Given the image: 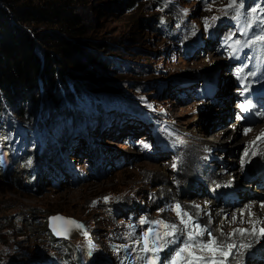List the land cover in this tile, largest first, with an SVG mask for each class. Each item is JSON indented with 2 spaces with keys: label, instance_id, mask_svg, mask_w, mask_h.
Listing matches in <instances>:
<instances>
[{
  "label": "rangeland",
  "instance_id": "1",
  "mask_svg": "<svg viewBox=\"0 0 264 264\" xmlns=\"http://www.w3.org/2000/svg\"><path fill=\"white\" fill-rule=\"evenodd\" d=\"M240 4L241 0H91L77 10L87 34L110 46L97 50L113 62L106 80L118 83L115 91L121 101L112 103L109 99L98 108L82 106L78 116L70 119L69 141L64 138L69 124L65 122L59 128L58 118L43 120L42 124L33 119L31 128L30 123L9 110L0 115V127L4 128L0 132V264H56L63 250L60 243L51 240L47 227V217L56 213L73 218L82 226L80 234L68 241L75 243L74 250L80 253L82 264H138L146 234L149 248L164 245L160 251L163 262L158 259L155 264H167V257L179 247L175 240L184 236L185 230L196 234L206 231L201 223L189 222L185 227L180 220L170 221L169 216L176 210L169 209L171 200L162 188L174 185L179 191L184 186L177 175L183 163L194 168L195 140L210 144L215 132L221 133L220 139L235 133L234 103L213 105L198 99L196 90L202 77L210 76L220 82L217 96L222 100L230 96L226 84L232 78L223 72V58L212 50L214 45L207 33L217 28L221 18L237 12ZM188 46L194 47L189 57ZM185 83L189 85L183 86ZM233 91L237 89L233 87ZM124 102L150 115L154 121L149 124L157 125L164 136L175 138L178 145L184 143L176 158L157 156L160 160H151L124 143L120 131L114 130L116 122L104 124L109 121L103 119L104 115ZM229 125L232 128L222 133ZM124 126L118 124L125 129ZM241 126H262L258 131L264 132V118L256 125ZM2 133L8 136H1ZM138 134L141 139L147 138V127L140 128ZM236 141L250 144L252 140L238 134ZM95 147L111 156L100 158L107 165L102 170L93 159V153L97 156ZM228 151L223 156L222 151H216L212 160H218L219 165L234 163L226 161L237 159L232 148ZM66 153L69 154L65 156ZM114 157L119 159L112 161ZM260 158L253 163L260 162ZM122 162L125 165L118 168ZM246 163L240 165L243 170L251 167ZM52 168L63 173L56 176V169ZM156 170L161 171L154 173ZM71 172L79 176L80 183H73ZM35 177L38 178L32 183ZM246 184L242 187L253 194L254 187ZM209 194L211 189L199 197L206 199ZM240 203L238 207L246 204L242 200ZM158 220L175 224V234L163 237L168 229L152 223ZM201 239L199 245L181 253L182 264L226 261L218 251L201 246L209 244L221 250L219 243ZM196 257L202 260L198 262ZM252 261L248 258L240 264Z\"/></svg>",
  "mask_w": 264,
  "mask_h": 264
},
{
  "label": "trees",
  "instance_id": "2",
  "mask_svg": "<svg viewBox=\"0 0 264 264\" xmlns=\"http://www.w3.org/2000/svg\"><path fill=\"white\" fill-rule=\"evenodd\" d=\"M90 1L0 0V115L9 110L30 123L31 128L33 119L42 124L43 120L51 122L58 118L59 128L65 122L69 124L64 131V138L69 141L70 119L78 116L82 106L98 108L112 99L106 95L93 96L88 88L95 79L108 78L113 68L111 59L103 55L109 44L89 36L83 18L77 13ZM100 48L103 51L97 50ZM117 101L121 100L112 99V103ZM124 110L136 109L125 102L119 104L104 115L103 119L109 120L104 124H112L114 114ZM52 169H56V176L63 173L61 169ZM37 178H32V183ZM49 236L61 244L63 252L59 260L83 263L80 253L74 250L75 243L58 242Z\"/></svg>",
  "mask_w": 264,
  "mask_h": 264
},
{
  "label": "bare ground",
  "instance_id": "3",
  "mask_svg": "<svg viewBox=\"0 0 264 264\" xmlns=\"http://www.w3.org/2000/svg\"><path fill=\"white\" fill-rule=\"evenodd\" d=\"M213 80L216 79L213 78ZM216 83L220 84L217 80ZM230 128H232L230 125L227 126L222 133H227ZM233 128L235 133L228 134L225 139H220L221 133L215 132L216 136L213 137L210 144H204L199 139H194L196 143V149L193 152L195 158L193 157L192 160L195 161L194 168L192 166L188 168V164L183 163L179 168L178 175L176 174L178 182L184 186L180 187L179 191L176 188L174 189V185L173 187L162 188V190L168 194V198L171 200L169 204L171 205L169 207L171 211L175 210L176 205L180 206L181 216L178 217L175 212L169 216L170 221L177 223V220L181 221V218H183L187 223H201L200 226L206 231L211 230V237L205 233L206 231L204 233L201 232L203 235L201 234L199 237H206V241L210 244H212L213 240L214 244L217 245L219 243L222 248L220 251L227 250L226 253H229V255L226 257V261L216 262V264H240L248 258H253L250 264H264V240L262 241L264 236H261L260 231L264 229V189H254L252 194L248 189L243 187L240 189L237 186L232 192L238 193L241 200L246 203L242 207H238L239 205H221L216 207L218 202L212 197L201 199L198 194V192H201L205 195L206 191L210 193V189L217 192L221 191L224 188L223 184L228 182H236L237 180L240 183L243 182L244 173L240 165H244L246 162L250 163L253 160L258 161L264 154V136H261L264 132L258 131L262 126L242 127L240 123L235 122L233 123ZM246 129L248 130L247 133ZM201 134L203 135V132ZM238 134L246 135L252 141L250 144L246 142L248 139L244 143L238 142L236 141ZM258 136L261 139L257 140ZM244 137L243 139H245ZM246 144H248L249 150L245 152L243 149ZM230 148L233 149V154L237 159H227L226 161H234V163H229L228 165L220 163L221 165H219L218 160H212L216 155V151H222L221 156H223V154L229 152L228 149ZM235 151H238L237 154ZM157 171L161 170L153 172L156 173ZM185 178H187L186 181ZM246 185L248 187L254 186L250 181ZM188 197L191 199H188ZM184 212H187L188 216H183ZM189 217H191L190 221ZM238 230H243V233ZM220 251L216 253L220 254Z\"/></svg>",
  "mask_w": 264,
  "mask_h": 264
},
{
  "label": "snow or ice",
  "instance_id": "4",
  "mask_svg": "<svg viewBox=\"0 0 264 264\" xmlns=\"http://www.w3.org/2000/svg\"><path fill=\"white\" fill-rule=\"evenodd\" d=\"M229 6H231V4ZM242 6H243V3H242V0H241V7ZM239 15H240V12H239V9H237V16H239ZM257 39L264 40V36H259V37H257ZM236 43L239 44L240 41L237 40ZM241 110L242 111H247V107L245 105H241ZM245 131L247 133L248 130L246 129ZM261 136H264V133H262ZM259 139H261V137L258 136L257 137V140H259ZM105 199H107V198H105ZM175 210H176L177 216L180 217L181 216L180 206L179 205H176L175 206ZM183 216H188V213L187 212H184L183 213ZM54 219H60V218L59 217H56ZM190 220H191V217H189V221ZM144 222L145 221H143V220L141 221V223H144ZM67 223H69V224H75L74 221H67ZM152 223L153 224H157V225H161L163 228L168 229V231H165L163 233V237L173 236L175 234V231H176V225L175 224H168V223H165V221H163V220L153 221ZM181 223L184 224L185 227L188 226L187 222H185L183 218H181ZM76 227L77 228H80L82 226H80V225L77 224ZM195 227L196 228H199V225H196ZM149 231H151V230H149ZM238 231H240L241 233H243V230H238ZM260 231H261V236H264V229H261ZM201 234L202 233L197 232V235H201ZM208 235H209V237H211V232H209ZM163 237H159V238L160 239H163ZM193 239H194V237L191 234H189V236H188V242H185L184 245H183V247H181L177 251H175L174 255L172 256V259L170 261H168L167 264H181V253H183L185 250L193 247V244L191 243V241H193ZM166 243H167V241H166ZM212 243H214V240L212 241ZM201 246L204 247V248H208L210 251H213V252L220 251L219 249H213V248H211L209 244H203ZM90 247H91V245H90ZM163 247H164V245H158V246H154L152 248H149L148 243H147V234H146V236H145V247H144V251L145 252L152 251L153 253H155V252H158V251L163 250ZM229 247H231V246H229ZM220 254L222 256H225V257H227L229 255V253H226V252H223V251H220ZM158 258L159 257L153 258L151 260L150 264H155V260L158 259ZM141 259H144V258L141 257ZM194 259L196 261H198V262L202 260V258H199V257H196ZM205 264H208V262H205ZM212 264H216V262H212Z\"/></svg>",
  "mask_w": 264,
  "mask_h": 264
},
{
  "label": "water",
  "instance_id": "5",
  "mask_svg": "<svg viewBox=\"0 0 264 264\" xmlns=\"http://www.w3.org/2000/svg\"><path fill=\"white\" fill-rule=\"evenodd\" d=\"M111 84L114 86L112 87ZM118 83L106 80V77H101L92 81L88 88L91 90L93 96L106 95L112 99H119V93L115 91ZM59 217L60 219H54ZM47 227L52 236L57 240L70 241L72 237L80 234V228L76 225L79 223L70 217H66L60 213L51 214L47 217ZM67 221H74L75 224H69Z\"/></svg>",
  "mask_w": 264,
  "mask_h": 264
}]
</instances>
